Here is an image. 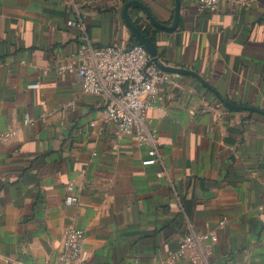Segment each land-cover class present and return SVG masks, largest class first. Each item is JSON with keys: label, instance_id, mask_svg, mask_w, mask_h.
<instances>
[{"label": "crops", "instance_id": "crops-1", "mask_svg": "<svg viewBox=\"0 0 264 264\" xmlns=\"http://www.w3.org/2000/svg\"><path fill=\"white\" fill-rule=\"evenodd\" d=\"M130 1L0 0V134L16 131L0 142V264H57L68 226L85 233L81 264H192L174 258L190 232L217 233L209 264H264V116L223 103L264 111V0L215 12L179 0L176 25L175 0H136L172 31L129 9L170 75L164 111L148 114L163 177L105 102L58 72L84 44L128 47Z\"/></svg>", "mask_w": 264, "mask_h": 264}, {"label": "built area", "instance_id": "built-area-1", "mask_svg": "<svg viewBox=\"0 0 264 264\" xmlns=\"http://www.w3.org/2000/svg\"><path fill=\"white\" fill-rule=\"evenodd\" d=\"M234 0H197L201 11L215 12L222 3ZM69 26L81 27L69 22ZM79 61L58 67L60 74H76L81 80L84 94L94 95L105 102L106 121L113 124L118 137L131 136L147 149L143 166H160L158 177L166 175L158 151L159 136L152 119L148 114L153 111H164L162 108V91L169 82L170 75L158 68L150 59L141 44L132 47H92L84 44L79 47ZM72 104H67L66 107ZM52 113L49 114L52 115ZM46 122L45 118L41 120ZM28 115L23 118V125H32ZM16 135L15 130L8 129L0 134V142L7 141ZM69 190H71L69 186ZM75 197H67L65 204L75 205ZM226 220L220 222L224 226ZM218 241L216 232H190L181 238L175 259L189 257L192 264H209L210 247ZM84 231L68 226L62 243V251L57 264H81L83 261Z\"/></svg>", "mask_w": 264, "mask_h": 264}, {"label": "water", "instance_id": "water-1", "mask_svg": "<svg viewBox=\"0 0 264 264\" xmlns=\"http://www.w3.org/2000/svg\"><path fill=\"white\" fill-rule=\"evenodd\" d=\"M176 2V8H175V25L178 22L179 19V0H175ZM131 7H137L140 10H142L145 15L147 16L148 20L150 21V23L155 26L156 28L160 29V30H164V31H172L174 29V27H169V26H164L160 23H158L151 15L149 9L147 8V6H145L143 3L133 0L128 2L127 4L124 5L123 7V12H122V16L124 18V22L126 24V26L128 27V29L130 30V32L132 33V36L134 37V39L140 43L147 51L151 61L158 66V68H160L161 70L166 72V69H164L161 65H159V57H158V51L156 49V45L154 44V42H152L149 38L145 37L143 32L140 31L135 25L134 23L130 20L129 16H128V11ZM169 72L172 73H179V74H187L190 75L192 77H194L196 80H198L203 86H205L206 88H208L211 92H213L215 94V96L217 98H220L217 93L212 90L204 81L201 80V78L190 71H184V70H167ZM225 104V106L229 109L232 110H241V111H248V112H252V113H257L260 114L262 116H264V111L259 110L257 108H252V107H240V106H234L231 105L227 102H223Z\"/></svg>", "mask_w": 264, "mask_h": 264}, {"label": "trees", "instance_id": "trees-1", "mask_svg": "<svg viewBox=\"0 0 264 264\" xmlns=\"http://www.w3.org/2000/svg\"><path fill=\"white\" fill-rule=\"evenodd\" d=\"M134 25H135L140 31H142V26L138 25L137 23H135ZM142 32H143V34H144L145 37L149 38L152 42H154V41H153V38H151V37L149 36V33H148L147 29H146V30H143ZM136 44H140V43H138V42L134 39V37L132 36V39H131L130 44H129L128 47H132V46H134V45H136Z\"/></svg>", "mask_w": 264, "mask_h": 264}]
</instances>
